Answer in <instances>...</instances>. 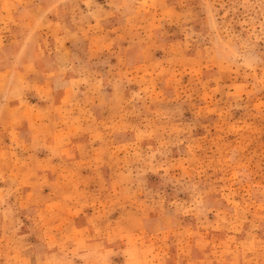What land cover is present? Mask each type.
<instances>
[{
  "label": "rangeland",
  "instance_id": "1",
  "mask_svg": "<svg viewBox=\"0 0 264 264\" xmlns=\"http://www.w3.org/2000/svg\"><path fill=\"white\" fill-rule=\"evenodd\" d=\"M0 264H264V0H0Z\"/></svg>",
  "mask_w": 264,
  "mask_h": 264
}]
</instances>
